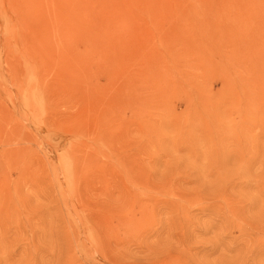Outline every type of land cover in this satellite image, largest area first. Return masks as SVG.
<instances>
[{
  "label": "rangeland",
  "instance_id": "obj_1",
  "mask_svg": "<svg viewBox=\"0 0 264 264\" xmlns=\"http://www.w3.org/2000/svg\"><path fill=\"white\" fill-rule=\"evenodd\" d=\"M0 264H264V0H0Z\"/></svg>",
  "mask_w": 264,
  "mask_h": 264
}]
</instances>
